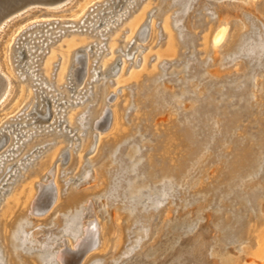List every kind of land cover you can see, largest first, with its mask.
<instances>
[{
  "label": "rangeland",
  "instance_id": "1",
  "mask_svg": "<svg viewBox=\"0 0 264 264\" xmlns=\"http://www.w3.org/2000/svg\"><path fill=\"white\" fill-rule=\"evenodd\" d=\"M102 1L34 3L0 27V73L6 78L0 83V139L7 136L0 140V264H65V256H57L81 241L91 220L99 223L97 243L79 264H227L224 257L230 254L246 264H261L264 231L248 237L240 230L264 222V0H137L122 23L104 36L109 38L101 48L94 45L89 52L84 41L74 48L88 53V65L75 64L80 80L75 93L81 101L61 105L64 118L73 113L75 119L55 127V114L39 118L38 127L44 129L21 146L18 140L14 150L15 133L9 131L15 123L33 120L30 111L37 101L29 103V97L20 95L21 86H30L33 95L37 87L32 79L20 81V67H15L23 37L43 29L31 28L35 23L53 19L60 21L57 29L66 30L36 62L43 79L52 48L61 47L67 37L91 32L93 40H103L80 19L101 8ZM120 6L127 4L118 0L116 14ZM139 12L144 15L138 26L127 30ZM215 22L221 27L208 36L206 28ZM169 32L181 40L173 50L167 47ZM43 38L36 35L32 41ZM131 41L129 51L138 49L129 58L123 48ZM59 57L52 67L53 82ZM103 60L113 64L106 73ZM82 69L87 70L83 79ZM155 91L164 96L147 94ZM210 98L218 104L216 110L209 108ZM236 111L240 118L228 128L225 115ZM99 115L103 118L94 129ZM183 124L192 126L200 145L181 131ZM24 129L29 134L36 127ZM238 142L244 143L240 152ZM29 146L39 147L18 164ZM189 161L193 164L184 167ZM150 164L155 179L146 181ZM118 168L125 173L122 182L114 180ZM115 184L124 191L137 184L140 197L149 202L144 217L135 214L127 198L113 201L109 190ZM9 204L14 206L6 217ZM74 213L81 214L78 228L71 231L67 216ZM23 221L26 243L15 253L11 239Z\"/></svg>",
  "mask_w": 264,
  "mask_h": 264
},
{
  "label": "bare ground",
  "instance_id": "2",
  "mask_svg": "<svg viewBox=\"0 0 264 264\" xmlns=\"http://www.w3.org/2000/svg\"><path fill=\"white\" fill-rule=\"evenodd\" d=\"M121 1H123V3H125V4H127V7L120 6V9L117 10V11L121 12L120 14H116V12H115L116 6L118 4V0H103L101 3H98V4H100L102 6L101 8H98L97 10H93V12H91L92 10L91 11H87L85 13V15L80 18L81 19V23L83 22L82 24H85L87 26L86 29H90V31L98 30L97 33L99 35H101V37H104L107 33H109L111 31V29L117 28L119 26V24L122 23V21L128 15L129 8L134 6V4L137 2V0H121ZM59 2L60 1L54 2V3H43V4H45V5H54V4L59 3ZM164 6H165V4H164ZM164 6H163L162 10L164 9V10L168 11V7L165 8ZM262 8L264 9V5H263ZM46 12L49 15H55L56 14L54 10H47ZM143 13L144 12H139L134 17H132L131 20H129V22L127 23L128 24L127 25V30H131L132 31L138 26L140 20L143 18V15H144ZM53 21H54V19H53ZM53 21H50V22H39V23H35L34 25L31 24L32 25L31 28H33L35 26H44V27H43V29L41 28L39 30H36V31H33V32H29L25 37H23V40H22V42L20 44V47H18L17 51H15V53L17 52L16 56L18 58L15 67H18V68L20 67L19 69H17V73L19 75L20 81H26L27 79H29V80L32 79V81L34 83H36V85H37V87H35L34 91H33L34 95L31 93V91H29V87L30 86L29 87L28 86H25V87L21 86L22 94H20V93L19 94L22 95V96L25 95V96L29 97V103L32 100H35L36 98H37V101L34 104L35 105V109H33L34 108L33 107L31 109V111H30V112H34L35 113V116L33 117V120L30 121V122L24 121L22 123H19V122L15 123L16 128H14V129L9 131V133H11V132L15 133L14 138H15L16 141H15V144L13 145L14 146V150L18 149L19 146L23 145L24 142L29 140L35 133H37L38 131L44 129V128L41 129V127H38L37 120H39V118L40 119H46L47 117L50 116V114H55L56 117L53 120V124L56 123L55 127L60 126L65 121L69 120V122H72L75 119V115L73 113L69 114V117L67 119H65L64 117H65V114H66V111H65L66 108H63L61 105L70 104L71 102L78 103V102L81 101V99L79 98L78 94L75 93V91L77 89V84L80 81V80H78L76 78V76H77V67L75 66V64L76 63H80V58L84 57L85 58V65H88V53L86 52L83 55H81V54H79V50L77 48L76 49H74V48L77 46L78 43H80V41H84V42L88 43L84 48L87 51L90 52V51L93 50V46L94 45L97 46L98 48H101L105 44L104 39L105 38L106 39L109 38L107 36V37H104L103 40H97V39L93 40L92 36H90L91 32L89 34H87V36H85V37H80V36L67 37L66 38L67 41L64 40V41H66V43L63 44L64 46L67 47L66 49L62 48L63 45L61 47L59 46V47H56V48H52V50H51L52 54L47 58V60H46V62L44 64V66H45L44 67L45 75L43 76L44 78L41 79L42 75L40 73H38L37 63H36L38 61V59H39V56L41 55V53H43V51H44V49H46V47H48L51 43L55 42V38L59 37V35H61L63 33H66V30H64L63 28H58V29L56 28V26L60 23V21H54L55 23ZM4 22H5V20L2 23H0V27L3 26ZM62 22H64V21H62ZM64 23H66V22H64ZM74 23L76 24V22H74ZM72 24H73V22H72ZM165 24H167V26L170 27V21L168 19H166V23ZM205 24H206V22H205ZM206 25H204V28L206 27ZM69 26H71V25H69ZM217 27H221V23L220 22H215L213 25H209L206 28V29H208V32H209V33H207V35L209 36L210 34H213L214 29L217 28ZM55 28H56V30H55ZM72 30L75 31L76 28L72 29ZM29 31H30V29H29ZM222 33H223V29H220V31L217 33V36H216L217 40H218V38L220 37V35ZM22 34H24V33L22 32ZM36 35H44V38L41 39V40H37V41L33 42L32 40L36 37ZM143 35H144V33L142 31V33L140 35L141 39H143ZM167 36H168L167 47H168L169 50H173L175 48V46L178 45V43L179 44L181 43V40H179V38L177 36H175V34H172V32H169ZM45 38H47L48 41H44ZM91 38H92V40H90ZM100 39H102V38H100ZM39 41L43 42L42 46H37L35 44V42L38 43ZM114 41H115V38H113L111 40V45H112V43ZM131 44H132V41L127 43L126 47L123 48L124 54L127 55V57H129V58H131L136 53V51L138 49V47H137L134 50L129 51ZM37 48H39V51L37 53H35ZM262 48H264V47H262ZM58 56H60L59 58L62 59V62H60L61 63V67L59 69V72H58V75L56 77V80L53 82L52 81V74H53L52 67L55 64V60L57 59ZM25 57H28V58L25 59ZM103 64H104L103 66H105L104 69H103V73L108 72L109 68H111L112 65H113L112 63L109 64L108 60L107 61L103 60ZM86 69H87V67H86ZM46 72H48V74H50V76L46 75ZM96 72H97V70H96ZM86 74H87V70H85V73L83 74L81 79H83ZM131 75L132 76H137V73L136 72H131L130 76ZM45 89H48V92L49 91H53V92L56 91V92L55 93L49 92L50 93L49 94V93H47V91H45ZM214 92H216V90H213V92H211V93L214 94ZM147 94H150V96L152 98L154 97L156 99H159L162 96H164L158 91L147 93ZM61 96H63V97H61ZM106 98L108 100L109 97H106ZM51 103L52 104L56 103L55 104V108H53V109L50 108V104ZM38 104H39V107H36V106H38ZM207 104L210 106L209 108L211 110L212 109L216 110L217 107H218V104L215 103L212 98L208 99ZM61 111H63V112L60 113ZM105 111H106V109H105ZM117 111L118 112L115 111V116L118 117V113L120 112V110H117ZM250 111H251V109H250V106H249V108L247 107L246 112L250 113ZM30 112H28L27 114H29ZM240 115H241L240 111H236L233 115H229V116L225 115V120H226L225 122L228 125L227 127L231 128L234 124H236L238 119L240 118ZM102 118H103V115H99L93 121L92 126L94 127V129L98 128V126H100L99 122L102 120ZM29 124H34L36 129L31 130L30 133L28 134L29 130L28 129L21 130V127L22 126H27ZM53 124H51V125H53ZM47 127H49V126H46L45 128H47ZM65 128H67V127H63V129H65ZM68 128H70V127H68ZM181 131L186 133L190 137L192 142L196 143V145H200L201 144L200 142L198 143V141L196 139L195 130L192 129L191 125H189V124L184 125L183 124L181 126ZM24 135L26 136V138L25 139H21ZM0 140H1V142H5L7 140V136H6L5 133L2 135ZM18 140H20L19 146H17ZM162 141H164V140H162ZM169 142L170 141L168 139L165 140V144L166 143L168 144ZM47 144L48 143H45L44 145H47ZM237 145L239 147V152H240L241 149L244 148V143L238 142ZM29 147H30L28 149L29 152L27 151L17 161L18 164H21L22 160L25 159V157H27L30 153L35 151L39 146H33V147L29 146ZM241 154L242 153H240V155ZM12 156H15V155H12ZM2 164H3V162H1V166H2ZM190 164H193V163H191L190 161L186 162V165L184 167L190 166ZM11 166L12 165H8L7 166V169L4 172V174L7 173V171L10 169ZM148 168H149V171L146 174V176H145L146 178L145 179H146V181H152L153 179H155L154 175L156 173V170H155L154 167H152L151 164L148 166ZM231 168H233V166ZM0 170L2 171L1 168H0ZM12 174H14V173H12ZM176 175H178V173H176ZM114 176H115L114 180H118V181H121V182L125 179V173L122 172V170L120 171L119 168H118V170H116ZM2 177L0 178V181H1ZM9 177H11V176H9ZM9 177H7V179ZM5 184L6 183L3 184L1 189L4 187ZM40 186H42V184ZM138 189L139 188H138L137 184H132V185H130L127 188L126 191H124L122 188L116 186V184H115V185L111 186V188L109 190V193L114 197V199H118V198L122 197L123 195H126V192H127L128 193V197L130 199L129 200L128 197H127V201L129 203L133 204V207L135 209V214H138V215L141 214L144 217L145 213L148 211L147 207H145V206L149 202H147V200L142 199L140 197L141 194H140ZM6 190H7V188H6ZM25 190L26 189L21 191V194L19 195V199L24 196V195H22V193ZM46 190H47V192H49V189H46ZM13 206H14L13 204H9V206H7V209L5 210L6 211L5 212V216L6 217L9 216V214L11 213V211L13 209ZM86 208H88V207H86ZM241 221L242 220L238 219V221H237L238 224ZM77 223H79L78 222V216H73L71 218V220H70V226H69L71 228V231H74L75 229L78 228ZM25 224H26V221H23V222L20 223L18 230L15 232V237L11 239L12 247H13L15 253L17 252L19 247L20 248L24 247L23 244L26 243V242H24V240L26 238V235H24ZM255 224H256V222H255ZM98 227H99L98 221H96V220L95 221H93V220L89 221L88 226L83 229L84 234H83V236L81 238V241L77 242L74 246L66 247V249L64 251H60L61 253H59V255L57 256L58 259L62 260L64 258V256H65V264H66L68 254L70 252H76V253L85 254V252L88 249H90L91 247H93L97 243L96 240L98 238ZM246 227H244V228L241 227L240 235H242L244 233L242 236L246 235V236L250 237L257 230L264 231V222L258 223L256 225H252V224L250 225L249 224V227L248 226H246ZM231 230L235 231V228H231ZM237 230H239V229H237ZM147 233H149L148 229H147ZM60 242L61 241H56L55 245L59 244ZM63 242L66 243L67 239H64ZM258 250H260L263 253L262 255H259L260 256L259 258L262 261L261 264H264V243ZM256 255H258V254H256ZM224 259L227 261V264H246L245 262H243L239 258L235 257L233 254L225 256Z\"/></svg>",
  "mask_w": 264,
  "mask_h": 264
},
{
  "label": "water",
  "instance_id": "3",
  "mask_svg": "<svg viewBox=\"0 0 264 264\" xmlns=\"http://www.w3.org/2000/svg\"><path fill=\"white\" fill-rule=\"evenodd\" d=\"M58 1H62V0H0V23L8 19L16 12L34 3H54ZM80 61L82 65H85L84 57H81ZM81 72H82L81 75H83L85 73V70L82 69ZM4 80L6 81V78L4 77V75L0 73V83ZM83 255H84L83 253L70 252L68 254L66 264H70V261L76 258H77L76 262L79 264V260H81V257Z\"/></svg>",
  "mask_w": 264,
  "mask_h": 264
},
{
  "label": "flooded vegetation",
  "instance_id": "4",
  "mask_svg": "<svg viewBox=\"0 0 264 264\" xmlns=\"http://www.w3.org/2000/svg\"><path fill=\"white\" fill-rule=\"evenodd\" d=\"M47 13V12H46ZM111 195V194H110ZM111 197H112V199H113V201H115V200H118V199H120V198H127L128 197V193L126 192V195H123L122 197H120V198H118V199H114V197L111 195ZM128 199H129V197H128ZM130 200V199H129ZM128 204H130L131 206L133 205V204H131V203H129L128 201H127V199L125 200ZM79 214H81V213H74V214H69L68 216H67V225L68 226H70V220H71V218L73 217V216H78V222H79V217H80V215ZM85 214H87V213H84L83 214V217L85 216ZM77 226H78V223H77Z\"/></svg>",
  "mask_w": 264,
  "mask_h": 264
}]
</instances>
